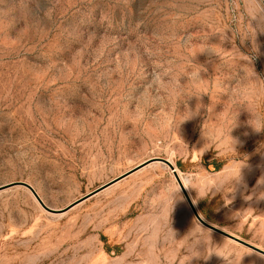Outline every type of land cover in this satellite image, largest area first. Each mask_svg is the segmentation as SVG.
I'll return each instance as SVG.
<instances>
[{
    "label": "rangeland",
    "instance_id": "obj_1",
    "mask_svg": "<svg viewBox=\"0 0 264 264\" xmlns=\"http://www.w3.org/2000/svg\"><path fill=\"white\" fill-rule=\"evenodd\" d=\"M159 158L264 250V0H0V264H264Z\"/></svg>",
    "mask_w": 264,
    "mask_h": 264
},
{
    "label": "water",
    "instance_id": "obj_2",
    "mask_svg": "<svg viewBox=\"0 0 264 264\" xmlns=\"http://www.w3.org/2000/svg\"><path fill=\"white\" fill-rule=\"evenodd\" d=\"M159 160H160L161 162H163L164 164H166V165H167V166H168V167L174 172V175H175L177 181L179 182V185H180V187H181V189H182V191H183L185 197L187 198V200H188V202H189V204H190V206H191V208H192V210H193V213L195 214V216L197 217V219H198V220H199L204 226H206V227H208V228H210V229H212V230H214V231H216V232H218V233H220V234H222V235H224V236H226V237H228V238H230V239H232V240H234V241H236V242H239V243H241V244H243V245H245V246H247V247H249V248H252V249H254V250H256V251H258V252L264 254V250H263V249H261V248L255 246V245H253V244H251V243H249V242H247V241H245V240H243V239H241V238H239V237H237V236H235V235H233V234H231V233H229V232H227V231H225V230H222V229L216 227L215 225L209 223L208 221H206V220L200 215V213H199V211L197 210L195 204L193 203V200L191 199L189 193L187 192V189L185 188V186H184V184H183V182H182V180H181V178H180L178 172L176 171V168H175L174 164H173L172 162H170L169 160L164 159V158H159ZM139 168H140V167L134 168V169L130 170L129 172H127V173H125V174H123V175H121V176H119V177L113 179L112 181H110V182H108V183H106V184L100 186L99 188H97V189L91 191L90 193H88V194H86L85 196L81 197L80 199H78V200L75 201L74 203L70 204L67 208H65L64 210H62V212L67 211V210L73 208L74 206L78 205L79 203H81V202H83V201H85V200H87V199H89V198L95 196L96 194H98V193L101 192L102 190L106 189L107 187L113 185L114 183H116V182L120 181L121 179H123V178L129 176L130 174L134 173V172H135L136 170H138ZM20 184L23 185V186H25L27 189H29V190L32 192V194L35 196V198L37 199V201L41 204V206H42L44 209H46V210L49 211V212H57V210H55V209H53V208H50L49 206H47V205L45 204V202L42 200V198L40 197V195L37 193V191L35 190V188H34L31 184L26 183V182H21Z\"/></svg>",
    "mask_w": 264,
    "mask_h": 264
},
{
    "label": "crops",
    "instance_id": "obj_3",
    "mask_svg": "<svg viewBox=\"0 0 264 264\" xmlns=\"http://www.w3.org/2000/svg\"><path fill=\"white\" fill-rule=\"evenodd\" d=\"M133 174H134V173H133ZM133 174H130L129 176H127V177H125V178L121 179L120 181H118V182L114 183L113 185H111V186L107 187L106 189L102 190L101 192H99V193H98V194H96L95 196H97V195H99V194H101V193H104L105 191H108L109 189H111V188L115 187L116 185H118L119 183H121V182L125 181L127 178H129V177H130L131 175H133ZM95 196H93V197H95ZM89 199H91V198H89ZM89 199H87V200H89ZM87 200H85V201H87Z\"/></svg>",
    "mask_w": 264,
    "mask_h": 264
},
{
    "label": "trees",
    "instance_id": "obj_4",
    "mask_svg": "<svg viewBox=\"0 0 264 264\" xmlns=\"http://www.w3.org/2000/svg\"><path fill=\"white\" fill-rule=\"evenodd\" d=\"M216 163V162H215ZM220 164H215V168L219 169Z\"/></svg>",
    "mask_w": 264,
    "mask_h": 264
},
{
    "label": "bare ground",
    "instance_id": "obj_5",
    "mask_svg": "<svg viewBox=\"0 0 264 264\" xmlns=\"http://www.w3.org/2000/svg\"><path fill=\"white\" fill-rule=\"evenodd\" d=\"M168 160V159H167ZM170 161V160H169ZM170 162H172V161H170ZM177 171V170H176Z\"/></svg>",
    "mask_w": 264,
    "mask_h": 264
}]
</instances>
